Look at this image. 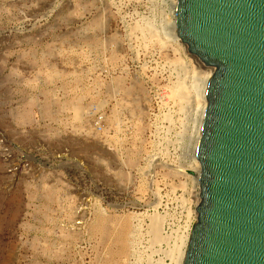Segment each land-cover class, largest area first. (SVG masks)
Masks as SVG:
<instances>
[{
	"label": "rangeland",
	"instance_id": "obj_1",
	"mask_svg": "<svg viewBox=\"0 0 264 264\" xmlns=\"http://www.w3.org/2000/svg\"><path fill=\"white\" fill-rule=\"evenodd\" d=\"M174 14L173 0H0V264H178L203 104Z\"/></svg>",
	"mask_w": 264,
	"mask_h": 264
},
{
	"label": "water",
	"instance_id": "obj_2",
	"mask_svg": "<svg viewBox=\"0 0 264 264\" xmlns=\"http://www.w3.org/2000/svg\"><path fill=\"white\" fill-rule=\"evenodd\" d=\"M175 32L215 69L184 264H264V0H178Z\"/></svg>",
	"mask_w": 264,
	"mask_h": 264
},
{
	"label": "bare ground",
	"instance_id": "obj_3",
	"mask_svg": "<svg viewBox=\"0 0 264 264\" xmlns=\"http://www.w3.org/2000/svg\"><path fill=\"white\" fill-rule=\"evenodd\" d=\"M177 5H178V0H173L174 13L176 12ZM174 19H175V14H174ZM174 29H175V23H174ZM177 41H180V40L177 38ZM194 61H195V64L197 65L196 66L197 68L194 69V72L198 74V78L201 82V84L199 85L200 86V88H199L200 98H201L200 103L203 104L202 111H201L200 118H199L198 132H197V135L195 138L196 139V151H195L196 156L194 158L195 164L197 165L195 172H196V177H197L196 188L198 189L197 192L195 191L196 194H195L194 198L197 200V202L199 204V202H200L199 176L201 174V164H200L199 160L197 159V148H198L199 141L202 137V123H203V118L205 115V110L207 107V89H208L209 83H210V81L214 75L213 74L214 71L211 70L210 68L206 67L200 61L199 58H195ZM191 63H193V62H191ZM150 229H151V234L153 236V240L155 242H161V241H164L167 239L164 236V220L159 215H155V216L151 217V228ZM190 229H188L189 232H190ZM189 241H190V235L185 239V242H183L184 243V245H183L184 250L181 252V256L179 258L178 264H184Z\"/></svg>",
	"mask_w": 264,
	"mask_h": 264
},
{
	"label": "built area",
	"instance_id": "obj_4",
	"mask_svg": "<svg viewBox=\"0 0 264 264\" xmlns=\"http://www.w3.org/2000/svg\"><path fill=\"white\" fill-rule=\"evenodd\" d=\"M208 68H210L211 70L215 71V69H214L213 67H208ZM96 129L99 130V131L102 129V128H101V123H100V122L96 125ZM22 164H23V166H22V167L19 166L18 168L15 167V166H12V168H11L12 171H11V172L14 174V173H18V172H20V169H21V168H22V170H23V169H26L27 166L25 165V162H24V161L21 162V165H22ZM199 192H200V188H199ZM197 205H198V203H197ZM196 207H197V206H196ZM152 208H153V207H152ZM159 208H160V207H159ZM159 208H158V209H159ZM196 221H197V215H196ZM190 228H191V229H190ZM190 228H189V229H190V232L188 231L187 234L191 236L192 230H193V228H194V226H193L192 223H191V225H190Z\"/></svg>",
	"mask_w": 264,
	"mask_h": 264
}]
</instances>
